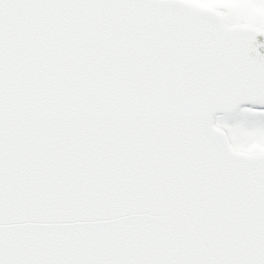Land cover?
<instances>
[{
  "label": "snow or ice",
  "instance_id": "obj_1",
  "mask_svg": "<svg viewBox=\"0 0 264 264\" xmlns=\"http://www.w3.org/2000/svg\"><path fill=\"white\" fill-rule=\"evenodd\" d=\"M0 264H264V0H0Z\"/></svg>",
  "mask_w": 264,
  "mask_h": 264
}]
</instances>
